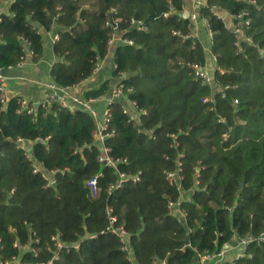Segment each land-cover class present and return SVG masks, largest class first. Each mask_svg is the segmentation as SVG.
I'll return each instance as SVG.
<instances>
[{"label":"trees","instance_id":"1","mask_svg":"<svg viewBox=\"0 0 264 264\" xmlns=\"http://www.w3.org/2000/svg\"><path fill=\"white\" fill-rule=\"evenodd\" d=\"M183 6V0H14L0 15V71L15 69L27 54L38 63L43 33L55 29L58 60L49 75L62 88L91 78L118 36L111 78L83 96L103 97L120 82L146 112L131 120L120 100L109 105L114 135L105 144L113 158L126 160L116 170L140 172V180L108 193L117 173L97 161L87 112L56 103L22 108L17 97L0 101L2 263L191 264L233 236L264 230V0H206L200 8L215 57L211 86L187 65L205 66L207 56L196 38H185L192 25ZM213 6L243 13L249 21L243 37L251 42L236 47ZM18 140L28 143V157ZM178 162L180 180L170 182L166 173L176 172ZM36 165L53 172L54 186L33 173ZM94 177L95 196L87 186ZM170 201L184 218L169 213ZM107 207L127 231L129 254L105 231ZM230 264H264V242L249 243Z\"/></svg>","mask_w":264,"mask_h":264},{"label":"built area","instance_id":"2","mask_svg":"<svg viewBox=\"0 0 264 264\" xmlns=\"http://www.w3.org/2000/svg\"><path fill=\"white\" fill-rule=\"evenodd\" d=\"M194 4L196 7H198V10L200 8L204 7L206 5V0H194ZM211 13L216 15L217 18L222 19L228 27L231 28L233 34L236 37L235 46L239 47L240 40H245L247 42H251V39L249 37H243V30L249 25V21L245 19L244 14L239 15H230L226 12L219 11L215 6L210 8ZM198 12V11H197ZM169 13H165L163 16H168ZM200 15V14H199ZM201 17V16H200ZM191 22V32L190 34L186 35L185 38H194V25L195 22L198 20V16L195 12L192 13V15L188 18ZM203 21L206 23V19L202 18ZM239 20V23L232 24V21ZM133 24L137 25L139 28H143L142 24L140 22H135L134 20L131 21ZM106 25H110L109 22L106 23ZM113 28H116V23L111 24ZM207 25V23H206ZM175 34V33H174ZM57 38H55L56 40ZM118 36H112L108 41V46L110 47V51L108 55L105 57L110 58L112 60V71L116 68V66L113 64V48L115 46V42L118 41ZM127 44H132L131 41H125ZM25 45V43L23 44ZM30 55V54H29ZM213 59L215 60V57L212 55ZM104 59V60H105ZM104 60L97 61L93 70V75L98 72L101 68V65ZM23 61L19 62L16 65V68H20L23 65ZM191 67L193 75L195 78L199 79L201 81L202 85H209L211 86L213 84V78L212 75L209 73V71L205 68V66H201L199 64L193 63V64H187ZM13 69V68H9ZM22 78V77H19ZM90 79V78H89ZM89 79L84 80L83 82L77 84L74 87H59L55 83H50L48 88V95L46 97V100L43 103H37L36 105L32 104L33 107H50L53 103H56L60 108L73 110V109H80L85 112H87L91 118L94 121V131H93V140L94 142L96 140L99 141V146H97L100 150V154L97 157V161L100 164H103L104 166H108L111 168H114V170L117 173V181L110 185L108 188V193L112 192L115 189H119L123 186L124 183H126L128 180H131L133 183H137L140 180V172L134 174V175H126L124 173L118 172L116 169L117 164L123 163L126 160H122L119 158H113L110 155L111 149L106 146L105 142L109 137H112L114 135V131L110 129V119H111V112L109 109V105L114 103L117 100H120L122 102V112L129 117L131 120H136L139 118L140 115L146 114L144 110H140L137 106V104L134 101H131L128 99V95L132 92L131 89H124L123 85L119 82L115 84L109 91V100L107 103L106 108L104 111L99 114L98 110L94 108L93 104L96 100L99 98H87L85 99L84 96H80L77 94H72L71 91L74 88H78L81 90V87L83 83ZM8 78L4 77L0 73V101L2 105H5L9 98L7 96V90H6V82ZM101 98V97H100ZM210 98H205L204 102L209 101ZM22 108H28V105L31 103H27L26 101L20 99L19 101ZM237 100H233V104H237ZM28 109V113H31L34 108ZM19 147L25 151V154L30 155V149L28 148V143L24 140H18ZM181 163L178 162L176 172H168L166 173V178L170 182H179V171H180ZM33 173H40L42 178L45 181L46 187H52L54 186V178H53V172H47L42 169L41 166L36 165L33 169ZM87 186L92 193L93 196L96 195L98 188H97V177L92 178L88 183ZM168 210L171 215H178L182 218L185 217L186 213L183 209L179 207V203L176 202H169L168 203ZM106 216L108 220V225L105 229L106 232L111 233L112 235H115L118 237L121 249L123 251L128 252L129 254V248H128V234L127 231L124 229L122 225H117V218L113 213V209L111 207L106 208ZM54 239V238H53ZM233 241L236 242L235 247H232L229 245V243H225L223 247L220 249V251L209 253V254H203L198 255L193 264H230L233 260L241 257L244 255L246 246L249 243L252 242H264V230L257 236L247 234L244 237H237L233 236ZM56 246L58 248H62L63 245L59 242L56 243ZM237 250L236 256L232 259L227 261V254L230 251ZM0 264H23L19 262L18 260L13 261H7V262H1ZM48 264H52L49 262Z\"/></svg>","mask_w":264,"mask_h":264},{"label":"crops","instance_id":"3","mask_svg":"<svg viewBox=\"0 0 264 264\" xmlns=\"http://www.w3.org/2000/svg\"><path fill=\"white\" fill-rule=\"evenodd\" d=\"M13 1L14 0H0V15L7 13L9 5ZM183 1L184 6L182 15L186 18H189L192 13L195 12L198 16V20L194 25V38H196L203 46L207 56L205 68L212 75L211 69L214 66L215 60L213 59L210 52L211 34L206 23L200 17L198 7L195 6L194 0ZM57 36L58 35L55 29L50 32H44L43 39L45 42V47L43 58L38 63H33L31 56L27 54L23 65L20 68H13L16 75H18L17 73H20L22 78H18L16 75V77L8 78L6 82L8 98L17 97L33 105H36L37 103H43L46 100L48 95L47 86L52 83L49 71L51 66L58 60L52 50V44ZM111 72L112 60L108 57L103 61L100 70L96 72L89 80L83 83L81 90L74 88L72 89L71 93L82 96L84 91L96 87L102 81L111 78ZM117 82L118 80H115V83ZM108 100L109 96L105 95L94 102L93 106L98 110L99 114H101L106 108ZM229 245L235 247L236 242L232 240ZM236 254L237 250L228 252L226 260H232Z\"/></svg>","mask_w":264,"mask_h":264},{"label":"water","instance_id":"4","mask_svg":"<svg viewBox=\"0 0 264 264\" xmlns=\"http://www.w3.org/2000/svg\"><path fill=\"white\" fill-rule=\"evenodd\" d=\"M35 27L38 28V29H40V26L37 25V24H35ZM23 44H24V43H22V45H23ZM0 73H1L2 76L6 77V78L16 77V76H18V78H19V77H22V75H21L20 73H17L18 75H16L15 70H13V69H4V70L0 71ZM15 75H16V76H15ZM94 145H95V146H99V141L96 140V141L94 142ZM191 264H193V263H191Z\"/></svg>","mask_w":264,"mask_h":264},{"label":"rangeland","instance_id":"5","mask_svg":"<svg viewBox=\"0 0 264 264\" xmlns=\"http://www.w3.org/2000/svg\"><path fill=\"white\" fill-rule=\"evenodd\" d=\"M214 70V66L212 67V69H211V72ZM232 255V254H231ZM228 256V255H227ZM194 262V261H193Z\"/></svg>","mask_w":264,"mask_h":264}]
</instances>
